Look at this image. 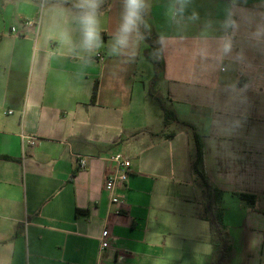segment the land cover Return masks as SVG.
I'll return each instance as SVG.
<instances>
[{
    "label": "crops",
    "instance_id": "0c3cea01",
    "mask_svg": "<svg viewBox=\"0 0 264 264\" xmlns=\"http://www.w3.org/2000/svg\"><path fill=\"white\" fill-rule=\"evenodd\" d=\"M77 2L0 0V264H217L196 136L222 264H264V0H145L142 38L116 52L123 0H103L92 51ZM154 81L175 127L147 99ZM113 153L131 160L121 206L104 189Z\"/></svg>",
    "mask_w": 264,
    "mask_h": 264
},
{
    "label": "clouds",
    "instance_id": "9594fccd",
    "mask_svg": "<svg viewBox=\"0 0 264 264\" xmlns=\"http://www.w3.org/2000/svg\"><path fill=\"white\" fill-rule=\"evenodd\" d=\"M103 0H78L75 7L79 10L78 23L81 31V44L87 51L100 47L102 38L99 29L98 10ZM124 9L122 20L114 36L113 52L129 47L134 39H141L139 32L140 24L143 22V13L146 8L145 0H123ZM181 5L185 0H180ZM183 7H181V11ZM227 26V25H226ZM63 38L70 41L65 33ZM225 44V50L228 49Z\"/></svg>",
    "mask_w": 264,
    "mask_h": 264
},
{
    "label": "trees",
    "instance_id": "16d2710c",
    "mask_svg": "<svg viewBox=\"0 0 264 264\" xmlns=\"http://www.w3.org/2000/svg\"><path fill=\"white\" fill-rule=\"evenodd\" d=\"M151 50H152V54H151L152 60L153 62L156 63V65L159 66L160 64L159 62L156 61V55L154 54L155 48H151ZM98 87H99V82L98 80H96L92 90V96H91L92 103H96ZM170 121L178 122L179 120L177 118V114L174 110H165V124L168 125ZM196 144H197V154L194 162V170L200 176V178L203 181V184L206 187V191H207V200L205 206L206 216L210 219L213 228L215 230V233L219 238V240L221 241L222 254L217 264H222L224 260L228 257V253L230 251V243L225 233L226 226L223 222L222 208L219 206L217 201L219 192L218 190L213 188V186L210 184L205 174L204 152L198 136H196ZM239 196L241 199L251 203H253L256 199V196L252 194L241 193Z\"/></svg>",
    "mask_w": 264,
    "mask_h": 264
},
{
    "label": "built area",
    "instance_id": "2783aa9c",
    "mask_svg": "<svg viewBox=\"0 0 264 264\" xmlns=\"http://www.w3.org/2000/svg\"><path fill=\"white\" fill-rule=\"evenodd\" d=\"M10 113H12L10 111ZM23 142L27 145L35 146L37 144V139L31 136L22 135ZM79 166L81 168L87 167L88 159L85 156H78ZM108 161L111 163L112 171L109 173L105 180L104 189L110 193L111 202L119 206L124 204L122 195L117 192L118 188H121L125 185L128 180L129 174L131 172V160L122 153H113L108 156ZM120 207L117 210V213H120ZM110 231L104 229L102 231L100 240H101V249H106L110 246L109 242Z\"/></svg>",
    "mask_w": 264,
    "mask_h": 264
},
{
    "label": "rangeland",
    "instance_id": "374dc122",
    "mask_svg": "<svg viewBox=\"0 0 264 264\" xmlns=\"http://www.w3.org/2000/svg\"><path fill=\"white\" fill-rule=\"evenodd\" d=\"M153 83L154 84L152 86L153 87L152 90L149 87L147 88V91H148L147 99L149 102L154 103V104H158L160 106V108L162 109V112H163L162 121L165 123V110H173V108H172V105L169 101H167L164 97L157 94L160 92V90H161L160 88L163 87V84L161 83V81H154ZM150 114H151V117L155 115L154 112H150ZM177 118H178V116H177ZM172 124H177V123L175 121H170L168 123L170 128L175 127V125H172ZM171 125H172V127H171Z\"/></svg>",
    "mask_w": 264,
    "mask_h": 264
}]
</instances>
